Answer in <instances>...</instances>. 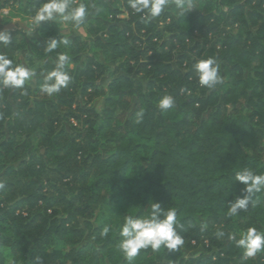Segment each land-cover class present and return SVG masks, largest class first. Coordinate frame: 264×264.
Here are the masks:
<instances>
[{"label":"trees","instance_id":"1","mask_svg":"<svg viewBox=\"0 0 264 264\" xmlns=\"http://www.w3.org/2000/svg\"><path fill=\"white\" fill-rule=\"evenodd\" d=\"M42 2L0 0V11L31 17ZM81 3L92 40L67 36L57 19L0 43L12 67L22 56L36 72L35 86L0 85V264H264V252L245 260L231 239L264 233V190L228 215L247 195L236 173L264 174V0H186L183 15L168 0L155 19L129 0H70ZM51 39L69 43L48 52ZM58 54L70 57L71 81L48 95L41 85ZM208 58L223 81L213 89L194 69ZM165 95L174 103L162 111ZM152 202L176 210L184 243L129 262L120 227Z\"/></svg>","mask_w":264,"mask_h":264},{"label":"clouds","instance_id":"2","mask_svg":"<svg viewBox=\"0 0 264 264\" xmlns=\"http://www.w3.org/2000/svg\"><path fill=\"white\" fill-rule=\"evenodd\" d=\"M168 5V0H129V6L135 13H145L149 19L159 17ZM176 8L181 10V15L186 11V0H175ZM190 7V5H188ZM85 4L72 7L70 0H43L36 9L32 23L38 26L44 21H54L57 19L70 21L75 26L84 22L88 15ZM13 41L10 33L0 31V43L7 46ZM58 42L68 45L69 41L51 39L47 42L46 51L51 52L58 47ZM70 62L67 54H58L55 67L48 71L41 85L42 91L48 95L59 93L62 88H66L71 81V76L65 71V65ZM12 61L4 54H0V85L4 88H23L26 81L32 80L36 76L33 69L17 65L12 67ZM219 64L214 58L200 60L194 65L196 75L202 87L209 89L221 84L222 77L219 74ZM174 98L165 95L158 101V108L165 111L172 107ZM236 181H239L243 191L247 193L243 198H237L234 203H230L229 216H236L239 210H247L252 202L254 193L264 190V174H257L251 169L245 168L236 173ZM151 210L147 216L134 217L126 216L120 227L121 237L118 245L123 256L131 262L142 249L151 248L153 251L161 249V246L169 251H175L183 245L184 240L177 232V212L174 208L164 210L157 202L150 204ZM110 231L109 226L102 229V235L107 236ZM222 236L223 233H218ZM235 246L243 250V259L254 258L258 253L264 252V233L255 227H250L246 232L240 234L239 239L231 237Z\"/></svg>","mask_w":264,"mask_h":264},{"label":"rangeland","instance_id":"3","mask_svg":"<svg viewBox=\"0 0 264 264\" xmlns=\"http://www.w3.org/2000/svg\"><path fill=\"white\" fill-rule=\"evenodd\" d=\"M119 6L123 7L122 2L118 3ZM11 8L10 7H4L1 9L0 11V31H8V30H17L19 33L21 32L22 34H24L25 36H27L28 38H34L37 37L39 35V26H34V24L32 23V17H23V16H12L10 14ZM14 17H19L20 19H13ZM119 17L121 18H125L127 17L126 13H122L119 15ZM62 26L63 27V32L64 34H66L69 37H75L77 35L83 36V37H89L90 40H92L93 38H90V36L87 35V29L85 27V25H78L75 26L72 22L69 21H63L62 20ZM235 32H237V30H233ZM18 65H22L24 67L30 68V66H28V64L26 63V61H24V59L22 58V56L18 57ZM109 79L108 77H105L103 79V84L107 85ZM29 84L35 86L36 84V79L35 77L30 80L27 81ZM93 106H95L97 109H102L105 106V100L103 96H97L94 101L92 102ZM202 251V247H197V248H193V249H185L184 254L187 257L190 256H194V255H198L200 254Z\"/></svg>","mask_w":264,"mask_h":264},{"label":"crops","instance_id":"4","mask_svg":"<svg viewBox=\"0 0 264 264\" xmlns=\"http://www.w3.org/2000/svg\"><path fill=\"white\" fill-rule=\"evenodd\" d=\"M13 19H15V20H16V19H20V18H19V17H14Z\"/></svg>","mask_w":264,"mask_h":264}]
</instances>
